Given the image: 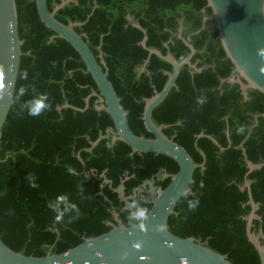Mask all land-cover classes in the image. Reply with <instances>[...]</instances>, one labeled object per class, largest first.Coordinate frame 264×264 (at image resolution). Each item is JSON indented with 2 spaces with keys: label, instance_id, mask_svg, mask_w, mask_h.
<instances>
[{
  "label": "trees",
  "instance_id": "16d2710c",
  "mask_svg": "<svg viewBox=\"0 0 264 264\" xmlns=\"http://www.w3.org/2000/svg\"><path fill=\"white\" fill-rule=\"evenodd\" d=\"M14 2L21 45L13 102L0 132V240L14 252L42 257L107 232L109 224L115 225L112 213L131 226L127 217L134 209H124L115 190L121 185L129 205L135 200L150 209L144 190L141 196H132V190L157 172L168 175L158 183L163 189L177 165L164 155L131 152L123 142H111V135L88 150L113 127L108 114L96 109L102 103L95 85L74 49L40 22L33 0ZM59 3L46 0L48 11ZM210 14L205 0H72L54 18L64 25L80 23L73 30L95 60H102L130 131L143 138H152L141 119L144 99L161 90L171 71L148 49L182 60L189 49L177 37L180 29L193 48L189 64L195 69L180 67L151 121L194 164H204L193 170L189 195L176 202L167 229L204 242L231 264H259L245 236V217L249 192L258 204L250 231L261 232L264 247V95L247 90L243 98L237 84L226 82L236 73L216 39ZM127 16L144 33L128 24ZM24 70L26 80L20 78ZM21 86L26 92L17 101ZM37 93H47L51 108L36 117L20 113V104ZM199 96L206 98L203 106L196 103ZM239 126L244 131L237 134ZM247 162L260 167L249 171ZM28 173L35 174L38 187L29 186ZM61 194L78 206L80 215L65 212L58 223L54 210ZM188 199L199 200L195 211H188ZM71 216L75 219L69 223Z\"/></svg>",
  "mask_w": 264,
  "mask_h": 264
},
{
  "label": "water",
  "instance_id": "95a60500",
  "mask_svg": "<svg viewBox=\"0 0 264 264\" xmlns=\"http://www.w3.org/2000/svg\"><path fill=\"white\" fill-rule=\"evenodd\" d=\"M68 1L72 0H60L59 4L48 11L46 0H33L37 16L44 27L53 32L54 36L66 41L78 54L96 87L98 102L102 103L96 109L104 110L112 122L113 127L91 142L88 150L98 141L111 135V142L121 141L131 152L154 153L171 158L176 163L177 170L170 175V180L163 189L156 188L154 182L160 176L165 178L168 175L157 172L132 190L133 196L148 187L151 207L143 229L138 225H122L117 215L112 213L115 225L109 224L111 228L107 232L84 238L81 243L59 254H45L42 257L24 256L14 252L0 240V264H231L225 255L211 250L204 242L191 237H177L167 229L168 216L173 212L178 199L184 196L183 193L189 192L193 170L202 169L204 160L200 164H194L181 146L161 133L162 126H155L152 123L151 112L174 87L182 65L195 69L194 65L189 64L193 48L181 37L179 29L177 37L189 49L188 56L182 60L177 62L168 52L163 56L154 49H148L149 55H155L169 64L171 71L165 73L167 79L161 90L144 99L141 119L145 131L152 135V138L136 136L130 131L119 99L102 70V60L99 62L95 60L85 42L73 30V27L79 26L80 23L64 25L54 18L55 11ZM205 1L206 7L211 11L208 18L214 22L216 39L236 73V77H230L226 82L237 84L243 98L246 97L247 90L264 95V0ZM126 18L128 24L140 29L130 17ZM144 41L145 38L141 41L142 46ZM20 45L15 2L0 0V64L4 66L5 82L10 88L9 95L0 100V132L13 102ZM200 136L201 133L197 135ZM210 140L214 142L211 138ZM200 155L203 159L201 152ZM246 164L249 171L260 167V164L253 165L249 162ZM243 186L248 189L249 182L244 181ZM122 190L123 187L120 185L115 192L124 203V209L129 210L128 198L123 196ZM248 198L250 211L245 217V236L257 253L259 264H264V247L260 243L263 236L260 231L257 234L250 231L251 221L256 218L254 212L258 204L252 202L249 192Z\"/></svg>",
  "mask_w": 264,
  "mask_h": 264
},
{
  "label": "clouds",
  "instance_id": "9594fccd",
  "mask_svg": "<svg viewBox=\"0 0 264 264\" xmlns=\"http://www.w3.org/2000/svg\"><path fill=\"white\" fill-rule=\"evenodd\" d=\"M20 78L26 80L28 78L27 70H24L22 73H20ZM9 86L5 82V72H4V66L0 64V100H2L5 96L9 95ZM35 88H33V92H35ZM26 92V87L21 86L17 90L16 99L19 101L21 96H24ZM196 103L200 106H203V104L206 103V98L204 96H199L196 98ZM51 108V103L49 102V97L47 93H37L36 96H34L32 99L26 100L23 103L20 104V113L26 112L28 116L36 117L41 116L44 114L47 110ZM18 113V115L20 114ZM244 131L243 126H239L237 128V134H240ZM59 163V161H57ZM68 171L75 175V170L69 166ZM26 180L29 181V186L32 188L38 187V184L35 182L36 177L34 173H28V175L25 177ZM203 181L200 182V187H203ZM183 195L188 196L189 193L186 191L183 193ZM56 208L54 212L56 213L54 219L56 222L60 223L64 221V213L71 211L76 214V216L80 215V209L78 206L70 202L69 197L67 194H61L56 197ZM63 205L64 207L61 208L60 206ZM49 208L52 207V205H47ZM199 206V200L198 199H188L187 200V209L189 212L195 211L197 207ZM130 208L134 209L133 212L130 213V215L127 217L128 222L132 226H139V228L143 229L145 227V224L149 217V209L147 207H141L138 205V203L133 200L130 205ZM186 218V216H185ZM75 219V216H71L68 220L69 223Z\"/></svg>",
  "mask_w": 264,
  "mask_h": 264
},
{
  "label": "flooded vegetation",
  "instance_id": "af4514ba",
  "mask_svg": "<svg viewBox=\"0 0 264 264\" xmlns=\"http://www.w3.org/2000/svg\"><path fill=\"white\" fill-rule=\"evenodd\" d=\"M156 174V173H155ZM162 174V173H161ZM166 178V177H165ZM165 178H163L162 176H160L159 178H157L156 180H155V182H154V186L156 187V188H159L160 186L158 185V183L159 182H161L163 179H165ZM144 190V192L147 194V197L148 198H150V195H149V193H148V187H146V188H144L143 189ZM141 192H143V191H141ZM138 193L140 196H141V194L142 193ZM136 194V193H135ZM132 198V197H131Z\"/></svg>",
  "mask_w": 264,
  "mask_h": 264
}]
</instances>
